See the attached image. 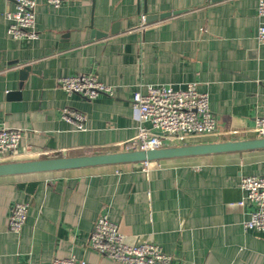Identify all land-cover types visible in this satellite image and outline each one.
I'll use <instances>...</instances> for the list:
<instances>
[{"label":"crops","instance_id":"0c3cea01","mask_svg":"<svg viewBox=\"0 0 264 264\" xmlns=\"http://www.w3.org/2000/svg\"><path fill=\"white\" fill-rule=\"evenodd\" d=\"M259 0H36V38L8 33L14 0H0V128L23 130L14 160L127 150L137 135L131 100L146 86L209 95L217 130L165 139L164 146L258 137L264 113V43ZM142 25L141 16L175 12ZM98 34V35H97ZM29 66L21 80V70ZM93 73L114 94L68 93L59 78ZM21 82L23 83L22 85ZM70 107L85 129L63 117ZM0 176V264H49L75 256L124 264L95 250L98 217L130 243L151 241L170 264H264V231L244 225L255 205L242 176L264 174V149ZM244 200L243 205L238 202ZM28 202L20 232L9 228Z\"/></svg>","mask_w":264,"mask_h":264},{"label":"built area","instance_id":"2783aa9c","mask_svg":"<svg viewBox=\"0 0 264 264\" xmlns=\"http://www.w3.org/2000/svg\"><path fill=\"white\" fill-rule=\"evenodd\" d=\"M16 8L7 12L8 33L15 39L36 38V0H14ZM58 6L64 0H47ZM257 14L261 22L257 39L264 43V0L258 1ZM146 25V16H141ZM60 86L68 93L86 98H96L100 93L114 94V86L98 79L93 73H78L59 78ZM131 103L138 114L137 135L127 144V150L155 149L164 146L165 139L184 138L195 134H211L217 130V118L210 108L209 95L190 82L182 89L168 85L146 86L134 92ZM264 110V103H263ZM63 117L74 123L77 129H85L84 113L65 107ZM255 132L264 137V113L256 118ZM23 130L15 127L0 128V162L11 161L19 154ZM143 170L149 171L152 161H144ZM245 198L255 205L251 217L245 221L247 229L264 231V174L244 175L240 181ZM244 204V200L238 202ZM29 212V203L16 202L9 216V228L20 232ZM91 246L111 259L124 264H170L171 255L151 241L130 243L119 224L107 214L96 220L90 234ZM49 264H90L75 256L55 258Z\"/></svg>","mask_w":264,"mask_h":264},{"label":"water","instance_id":"95a60500","mask_svg":"<svg viewBox=\"0 0 264 264\" xmlns=\"http://www.w3.org/2000/svg\"><path fill=\"white\" fill-rule=\"evenodd\" d=\"M177 12L179 11H175L173 13L166 12L158 15H148L146 16V24L148 25L155 19L165 18ZM28 70V65H26L21 70V80L25 79ZM22 84L23 83L21 82L20 85ZM258 149H264V137H248L224 141L184 143L148 150L135 149L76 155L44 156L32 159L0 162V176L52 172L99 165L136 163L148 160H165L178 157L201 156L215 153L245 152Z\"/></svg>","mask_w":264,"mask_h":264},{"label":"rangeland","instance_id":"374dc122","mask_svg":"<svg viewBox=\"0 0 264 264\" xmlns=\"http://www.w3.org/2000/svg\"><path fill=\"white\" fill-rule=\"evenodd\" d=\"M10 160H14V159H10Z\"/></svg>","mask_w":264,"mask_h":264}]
</instances>
